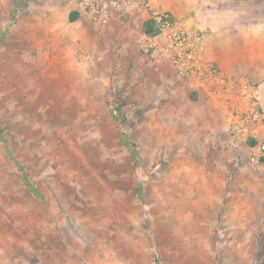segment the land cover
Here are the masks:
<instances>
[{
    "label": "rangeland",
    "instance_id": "rangeland-1",
    "mask_svg": "<svg viewBox=\"0 0 264 264\" xmlns=\"http://www.w3.org/2000/svg\"><path fill=\"white\" fill-rule=\"evenodd\" d=\"M89 1L0 0V264H264L254 148Z\"/></svg>",
    "mask_w": 264,
    "mask_h": 264
},
{
    "label": "built area",
    "instance_id": "built-area-1",
    "mask_svg": "<svg viewBox=\"0 0 264 264\" xmlns=\"http://www.w3.org/2000/svg\"><path fill=\"white\" fill-rule=\"evenodd\" d=\"M136 7L147 11L148 19L158 30L155 36L144 35L139 49L168 63L179 80L193 83L192 92L202 91L210 98L220 97L232 141L239 144L253 139L255 143L251 147L259 158L264 156V112L256 85L243 77L229 84L219 67L204 57L201 31L186 29L169 11L150 7L148 0H91L88 14L100 21L114 10L129 13ZM223 95L226 97L222 98Z\"/></svg>",
    "mask_w": 264,
    "mask_h": 264
},
{
    "label": "crops",
    "instance_id": "crops-1",
    "mask_svg": "<svg viewBox=\"0 0 264 264\" xmlns=\"http://www.w3.org/2000/svg\"><path fill=\"white\" fill-rule=\"evenodd\" d=\"M240 1L148 0V3L154 9L169 11L186 29L201 31L204 34V57L219 67L220 73L229 84H235L238 79L243 77L257 85L260 106L264 111V22L238 23L236 21L237 10L234 6ZM174 3L181 5L175 6ZM120 14L122 13L114 10L110 16L100 21H104L105 25H108L109 20L112 19L113 22L114 18ZM133 15L135 19L133 18L131 21H134L138 27L139 37L142 36L143 38L141 26L148 19V13L144 9L136 7L129 12L128 16ZM90 20L94 21L92 18ZM126 21H128V17ZM169 67L173 72L172 67L170 65ZM176 79L192 91L193 83L181 81L177 77ZM194 93L197 94L198 101L204 105V109L201 111L202 115L206 117L210 115V117L215 118L220 125L219 128L226 132L225 138L233 143L228 134L227 115L220 105V97L210 98L202 91ZM225 97L226 95L222 96V98ZM233 145L238 147V143Z\"/></svg>",
    "mask_w": 264,
    "mask_h": 264
},
{
    "label": "trees",
    "instance_id": "trees-1",
    "mask_svg": "<svg viewBox=\"0 0 264 264\" xmlns=\"http://www.w3.org/2000/svg\"><path fill=\"white\" fill-rule=\"evenodd\" d=\"M78 16H79V13H78L77 11H73V12L70 14V16H69V19H70V20H75L76 18H78ZM126 20H127V16H124V17H123V21H126ZM141 32H142L144 35H146V36H155V35L158 33V30H157V28L153 25L152 20H151V19H147V20H145V21L142 23V26H141ZM0 139L3 140V141H4V139H5L2 130H0ZM123 141H124L125 144H127V145H129V146L132 145V144H131L128 140H126V139H124ZM254 143H255V141H254L253 139H249V140L247 141V144H248L249 146H253ZM131 147H132V146H131ZM131 149H132V148H131ZM132 153H133V159L135 160V159H136L135 152L133 151ZM259 161H260L261 163L264 164V156H261V157L259 158ZM155 257H156V256H155ZM155 262H158V260L155 259Z\"/></svg>",
    "mask_w": 264,
    "mask_h": 264
}]
</instances>
